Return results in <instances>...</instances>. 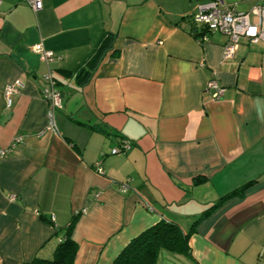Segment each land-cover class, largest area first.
<instances>
[{
    "label": "crops",
    "instance_id": "1",
    "mask_svg": "<svg viewBox=\"0 0 264 264\" xmlns=\"http://www.w3.org/2000/svg\"><path fill=\"white\" fill-rule=\"evenodd\" d=\"M207 1L42 0L35 11L0 0V264L50 256L73 216V264H111L143 230L164 220L186 233L245 184L198 221L184 257L264 264V41L240 39L223 60L225 34L190 32ZM223 2L246 12L259 0ZM48 71L62 94L55 131ZM123 139L131 147L111 154ZM162 253L156 264H167Z\"/></svg>",
    "mask_w": 264,
    "mask_h": 264
},
{
    "label": "built area",
    "instance_id": "2",
    "mask_svg": "<svg viewBox=\"0 0 264 264\" xmlns=\"http://www.w3.org/2000/svg\"><path fill=\"white\" fill-rule=\"evenodd\" d=\"M22 1L35 11L42 8V0ZM192 22L195 26H204L209 32L225 34L228 40L223 45L222 59H229L233 56L240 39H246L253 43L264 41V0H259L256 5L246 12L235 11L233 7L225 5L223 0H208L206 3L197 6V10L192 16ZM31 50L46 63L53 61L55 58L53 52L44 49L41 43L32 45ZM42 81V96L47 103L46 129L55 131L54 117L56 111L62 107V94L57 89L56 82L50 71L43 75ZM20 86L21 82L18 80L6 84L4 97L8 105L10 104V95L16 92ZM206 91L212 98L219 99L223 96L224 88L216 79L211 78L207 81ZM19 140L20 138L17 137L14 142ZM130 147L131 143L123 139L111 148L110 153L123 152ZM94 168L97 172L102 173L100 161L94 164ZM122 189H125V185L122 186ZM53 219V216H51L50 220L53 221Z\"/></svg>",
    "mask_w": 264,
    "mask_h": 264
},
{
    "label": "trees",
    "instance_id": "3",
    "mask_svg": "<svg viewBox=\"0 0 264 264\" xmlns=\"http://www.w3.org/2000/svg\"><path fill=\"white\" fill-rule=\"evenodd\" d=\"M200 28L202 31H197L195 24L192 26L190 32L195 38L204 35L205 31H207L204 26ZM104 41H106V37ZM248 185L245 184L240 188L234 189L207 207L200 217L193 221L186 233L174 222L161 220L155 223L132 238L113 259L111 264H156L159 253L162 251L189 258L188 238L195 231L198 221L208 215L228 197L241 194ZM76 218L77 216H73L66 226L59 228L56 235L57 242L50 256L35 255L30 262L25 264H73L77 243L72 238V229Z\"/></svg>",
    "mask_w": 264,
    "mask_h": 264
},
{
    "label": "rangeland",
    "instance_id": "4",
    "mask_svg": "<svg viewBox=\"0 0 264 264\" xmlns=\"http://www.w3.org/2000/svg\"><path fill=\"white\" fill-rule=\"evenodd\" d=\"M162 254H166L165 256V260L167 264H181L182 260H185L186 264H189L188 259H186L183 255H179V254H174V253H170L167 251H162Z\"/></svg>",
    "mask_w": 264,
    "mask_h": 264
},
{
    "label": "water",
    "instance_id": "5",
    "mask_svg": "<svg viewBox=\"0 0 264 264\" xmlns=\"http://www.w3.org/2000/svg\"><path fill=\"white\" fill-rule=\"evenodd\" d=\"M85 116H88V112H86V111L81 113V118H83Z\"/></svg>",
    "mask_w": 264,
    "mask_h": 264
}]
</instances>
